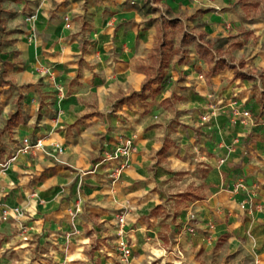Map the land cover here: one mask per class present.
<instances>
[{
    "label": "crops",
    "instance_id": "1",
    "mask_svg": "<svg viewBox=\"0 0 264 264\" xmlns=\"http://www.w3.org/2000/svg\"><path fill=\"white\" fill-rule=\"evenodd\" d=\"M147 2L0 0V65L4 63L3 74L12 86L9 94H21L26 111L12 129L13 139L18 145L24 137L42 144L18 154L4 177L0 172V194L4 190L2 195L7 196L3 202L21 212L0 222V230L7 227L12 232L4 243L29 254L43 244L45 250L41 249L34 264H116L112 259L119 258L116 248L106 249L112 258L104 259L100 256L103 249L92 246V241L98 231L96 223L107 217L108 209L102 206L112 207L118 200L127 208L124 231L131 256L134 250L141 254L129 264H145L143 252L148 243L143 240L142 226H132L134 217L142 215L146 206L159 205L161 187H168L167 180L182 173L177 183L185 185L188 199L194 180L207 187L204 199L190 202L195 210L200 209L196 212L198 230L191 236L182 229L175 234L172 249L180 252L181 243L186 250L181 258L165 252L159 241L154 264H197L192 252L210 249V241L218 238L233 249L247 248L254 264H264V131H250L253 125L264 124V115L256 124L232 115L236 104L238 110L256 107L247 88L264 69V12H257L256 0ZM149 6L190 28V34L198 33L197 43L200 39L215 59L228 65L208 76L207 63L196 50L189 54L191 61L163 68L169 80L153 81L155 73L149 90L158 89L157 103L170 99L169 114L152 117L139 108L115 128L116 133L113 126L118 117L108 114L115 94L140 92L146 76L159 67L154 20L158 10ZM231 66L253 80L234 78ZM8 87L1 85L0 90ZM59 89L61 95L55 92ZM35 107L39 115L33 116ZM48 108L57 113L49 114ZM172 119L179 125L172 124ZM248 121L250 125L244 127ZM119 133L134 138V150L120 171L117 183L123 189L115 199L114 188L102 183L101 176L118 164L101 159L114 149ZM242 143L248 148L256 144L258 150L245 149ZM56 145L61 153L56 152ZM199 168L204 175L193 177L191 171ZM89 180L99 186L88 188ZM219 186L231 188L226 190L228 202L219 203ZM189 209H185L183 224ZM73 229L76 233L67 236ZM182 234L189 235L190 241L179 238ZM136 239L140 241L135 243Z\"/></svg>",
    "mask_w": 264,
    "mask_h": 264
},
{
    "label": "rangeland",
    "instance_id": "2",
    "mask_svg": "<svg viewBox=\"0 0 264 264\" xmlns=\"http://www.w3.org/2000/svg\"><path fill=\"white\" fill-rule=\"evenodd\" d=\"M149 1L153 2L154 0H148L147 3H149ZM256 1L259 4L257 12H264V0ZM149 8L158 10L157 18L154 20H156L158 23L157 39L158 45H160L161 49L160 53L155 52V54H160V57L157 59V64H159V67H153L152 72H150L146 76L144 81L145 83H143V85L147 89L145 92L119 91L115 94L114 103L111 107L108 108V114L118 117V121L113 126L114 132H116L115 128H119L125 123V121H129V117L132 113L137 114L139 112V108L144 109L145 113L148 115L150 114L151 116L153 114L167 116L169 114V110L173 108L171 106V101L170 99H166L161 103L156 102L157 96H155V93H153L151 90H149V87H147L150 81V77H153L154 74L157 73L158 77L153 81H161L163 78L164 82L168 81L170 75L166 76L168 71L164 70L163 68H169L171 66L172 68H175L177 65L180 66L181 64L189 62V54H194V52L196 51V36H198V33H195L196 36L192 35L193 31L190 28H184L175 19H167L166 15L162 14L163 11H160L159 9L151 6H149ZM152 22V18L148 19L147 21L149 25ZM190 32L192 34H190ZM219 51L220 54H223V51ZM219 51L216 52V54H219ZM152 64H154L153 61ZM3 65L4 63L0 65V86L5 84L9 87L6 90H0V163L3 162V155L5 152H8V158L10 157V153H14L18 148L19 145L17 141L13 139L12 129L15 125H17L18 122L21 121L22 116H26V111L22 108L21 103L22 95L15 92L14 96H11L9 94L12 86L9 84V81L5 79V74H3L2 69ZM252 82L254 83L249 85L247 89L252 91L251 94L256 107L254 106V108L247 110L249 112L251 122L256 124L258 122V119L262 115H264V111H262V109H264V69H261L256 73V78ZM55 92L60 95L62 93L60 89ZM50 94H53L52 96H54L53 92H50ZM121 103H124V106H121ZM237 106L239 107L240 105H234L235 108ZM47 110L49 111V114H52L53 112L55 114L57 113L54 110L51 111V109L49 108ZM32 114L33 116H36L37 114L39 115L37 107L33 109ZM251 122L248 121L247 123H243V126H248ZM172 124L179 125L178 122L173 119ZM261 124L262 123L253 125V127H250V131L252 133L260 134L261 131H264V124ZM124 139L131 140L133 146L131 150L132 153V151L134 150L133 137H126L123 133H119L117 134V138L114 142L118 144ZM13 142L16 143L14 146L12 145ZM242 145H244L245 149H251L254 151L258 150L256 149V144H254L250 148H248V145L246 143H242ZM99 155L100 152L97 156ZM261 156L258 155V157ZM11 163H13V161L9 164ZM236 165L239 164L236 163ZM202 170V168H199L197 170L191 171V173L193 174V177L200 178L204 175V172ZM115 172L116 168L113 172H106L101 176V178L103 179L102 183L108 185L110 188H114V198L119 199L123 188L120 187L117 182L120 181L121 174H116ZM1 173H3V175H1L4 177V171H2ZM181 174L182 173L175 174V176L172 177V180L168 179V187H161V190H163V196L159 205L153 207H145V205H143L145 207V212L142 210V212H144L142 215L134 217V224L132 226L134 228L137 227V224H140L142 226V230L144 232L143 240L148 243L147 250L143 252L145 264H154V260H156L155 256L159 252L155 248L157 247L156 245L157 243H159V241H161L160 244L164 248L165 252L173 253L172 257L176 259L184 257L186 250L181 249V243H179L178 245L180 252L174 251L172 248L175 244V234H177L178 231L183 228L182 218L184 217V213H186L187 211L185 209L188 207L190 208V212L188 215L189 226L193 229V232L189 233V235H194L198 230V219L196 218V215L198 213L196 212H200V209L198 211L195 210V205L191 206L190 202L194 200L204 199L207 193V187L201 182V180H194L193 182H195V185L189 184L190 191L188 199L184 192L185 185H180V183H177V181L180 180L178 175ZM86 185L88 188H92L99 186V183L95 182L94 180H89ZM218 189L220 190V194L222 196L219 203L228 202L229 199L226 190L228 191L231 188L229 189L227 186H219ZM179 190H183V192L180 193L178 192ZM1 191H3L4 193V190ZM2 194H0V202L5 204L3 201L7 196H4ZM188 200L189 202H187ZM200 203L202 202H198L196 203V205ZM110 206L112 207H106L105 205L102 206L103 209H108V212H106L107 217H105L103 222L96 223L98 231H96L97 234L93 236L92 241V246H94L95 248L103 249V252H100V256L104 259L112 258L107 254L106 249H114L116 248L118 243V236L116 233L117 226L115 224V220L125 210H127L126 207L118 203V200H114L113 203L110 204ZM128 211L130 213L135 212L134 209H128ZM10 232L11 230L7 229V227H3L2 230H0V264H34L32 262L40 258L41 249L45 250V246L43 244L37 245L35 251H33L31 254H29V252H25L24 250L17 251L16 248H12L11 245L8 246L4 243V241H8L6 239L9 236ZM189 235L182 234L181 236H179V238L184 237L185 240L186 237L187 240L190 238ZM137 240L139 239H136L135 243L137 242ZM210 244L211 248L208 250L199 248L195 249L192 252L191 258L196 261L197 264H254L252 253L247 250V248L240 246L237 249L236 247L233 249V245L229 242L227 243L223 238H218L214 241L211 240ZM138 255L141 254H139L137 250H134L132 256H130L126 261L122 260L119 255V258L117 260H115L114 258L112 259L116 264H129L131 260ZM28 260H30V262Z\"/></svg>",
    "mask_w": 264,
    "mask_h": 264
},
{
    "label": "built area",
    "instance_id": "3",
    "mask_svg": "<svg viewBox=\"0 0 264 264\" xmlns=\"http://www.w3.org/2000/svg\"><path fill=\"white\" fill-rule=\"evenodd\" d=\"M232 115L233 117H241L243 119H250V115L248 110H238L237 108L233 107ZM206 116H202L201 119L205 120ZM235 123V120H233ZM42 144L39 139H37L34 143H32L28 138L24 137L21 139L20 144L14 153L10 154V157H6L3 159V162L0 163V172L4 171L8 164L12 161H15L18 154H27L34 148H41ZM132 142L130 139H124L122 142H119L115 148L111 152H107L101 159L102 163H110V162H117L118 167L116 168V174H119L121 169L127 164L128 157L131 154L132 150ZM55 150L57 153H61V148L59 146H55ZM21 212L18 207H7L5 204L0 202V222H6L8 218L13 216H20ZM125 216L126 213H122L118 216L115 220V224L117 226V236H118V243L116 246V250L119 253V256L122 260L126 261L131 256V246L128 244L124 225H125ZM182 231L186 233H192L193 229L189 226V217L186 219L185 223L183 224ZM76 231L73 229L71 233H68L67 236H71L75 234Z\"/></svg>",
    "mask_w": 264,
    "mask_h": 264
},
{
    "label": "trees",
    "instance_id": "4",
    "mask_svg": "<svg viewBox=\"0 0 264 264\" xmlns=\"http://www.w3.org/2000/svg\"><path fill=\"white\" fill-rule=\"evenodd\" d=\"M201 38H202V36H201ZM196 50H197L198 56L201 59H203L204 62L207 63V66H208L207 75L208 76L216 74L225 65H228V64H225V62L223 60L215 59L214 56H212L213 53L210 50V48L207 47V45H204V43L201 42L200 39H199V42L196 43ZM157 52H159V53L161 52L160 45L157 47ZM231 68L234 69V74H233L234 78L253 80V76L246 74L244 72H239L237 69H235L234 66H231ZM157 77H158V75H156L154 79H156ZM147 87H149V84L147 85ZM157 90H158L157 88L155 90H153V93L157 92ZM144 91H145V86L143 85L140 92H144Z\"/></svg>",
    "mask_w": 264,
    "mask_h": 264
}]
</instances>
